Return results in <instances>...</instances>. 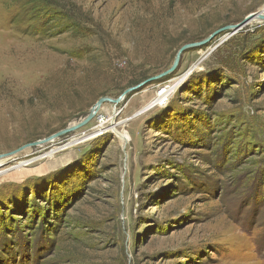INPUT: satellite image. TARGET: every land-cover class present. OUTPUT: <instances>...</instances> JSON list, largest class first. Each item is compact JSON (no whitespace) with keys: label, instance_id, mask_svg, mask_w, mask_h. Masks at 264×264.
<instances>
[{"label":"rangeland","instance_id":"374dc122","mask_svg":"<svg viewBox=\"0 0 264 264\" xmlns=\"http://www.w3.org/2000/svg\"><path fill=\"white\" fill-rule=\"evenodd\" d=\"M122 95L0 159V264H264V0H0V155Z\"/></svg>","mask_w":264,"mask_h":264},{"label":"water","instance_id":"95a60500","mask_svg":"<svg viewBox=\"0 0 264 264\" xmlns=\"http://www.w3.org/2000/svg\"><path fill=\"white\" fill-rule=\"evenodd\" d=\"M229 28H230V27L222 28V29H220V30L214 32V33H213L212 35H210L206 40H204L203 42H200V43L202 44V43L208 41L209 39H211V37L215 36L216 34L220 33L221 31H224L225 29H229ZM234 28H235V27H234ZM236 28H239V27H236ZM198 45H199V43H193V44H187V45H184V46L178 51V54H177V57H176V60H175V62H174V64H173V66H172L168 71L164 72L163 74H161V75L158 76V77H161V76L167 75V74L171 73L172 71H174L175 68H176V66H177V64H178V62H179V59H180L181 55H182L187 49H190L191 47H195V46H198ZM129 91H131V89L127 90L125 93H127V92H129ZM123 96H124V95H122V96H120V97H118V98H116V99L111 98V97H102V98H100V99L97 101V103L91 108L89 114H88L86 117H84L81 121H79V122H77L76 124H73V125H71V126L65 128V129H63V130H61V131H59V132H57V133H55V134H53V135L47 137V138H45V139H43V140H41V141H36V142L30 143V144H26V145H24V146H22V147H20V148H18V149H16V150L12 151V152H9V153H6V154H1V155H0V159L5 158V157L12 156V155H14V154H16V153H18V152H20V151H22V150H24V149L30 147V146H35V145H38L39 143H43V142L51 141V140H53V139H55V138H57V137L63 136L64 134H67V133H69V132H72V131H74V130H76V129H78V128H81V127L85 126L86 124H88V123H89V122H90V121L96 116V114H97L98 111L100 110L102 104H104L105 102L118 103V102H120V101L122 100Z\"/></svg>","mask_w":264,"mask_h":264},{"label":"bare ground","instance_id":"6f19581e","mask_svg":"<svg viewBox=\"0 0 264 264\" xmlns=\"http://www.w3.org/2000/svg\"><path fill=\"white\" fill-rule=\"evenodd\" d=\"M170 87H171V86H170ZM170 87H169V88H170ZM168 92H169V89H166L165 92H164V94H167ZM157 96H158V94H157ZM157 99H159V97L156 98V101H157ZM115 123H116V122L112 121V118L109 117V118L107 119V121H105V122L101 125V128H105V129H107V127H108V129H109V128L114 129L117 137L121 138L123 141H124V140H125V141H130V140H131L130 135H129L127 132H122V131H120L117 127H115V126H116ZM67 144H68V143H67ZM54 145H55V144H54ZM54 145H53V146H54ZM51 149H52V148H51ZM56 150H57V148H55V146H54V148H53L51 151L46 152L45 155L52 154V153H54Z\"/></svg>","mask_w":264,"mask_h":264},{"label":"built area","instance_id":"2783aa9c","mask_svg":"<svg viewBox=\"0 0 264 264\" xmlns=\"http://www.w3.org/2000/svg\"><path fill=\"white\" fill-rule=\"evenodd\" d=\"M103 119H104V118L101 116V118L99 119L100 124H101V121H103ZM100 124H99V125H100Z\"/></svg>","mask_w":264,"mask_h":264}]
</instances>
